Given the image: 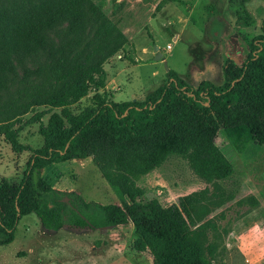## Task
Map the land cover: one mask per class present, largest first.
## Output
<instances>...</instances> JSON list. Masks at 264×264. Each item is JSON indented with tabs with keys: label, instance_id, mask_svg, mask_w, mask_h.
<instances>
[{
	"label": "trees",
	"instance_id": "16d2710c",
	"mask_svg": "<svg viewBox=\"0 0 264 264\" xmlns=\"http://www.w3.org/2000/svg\"><path fill=\"white\" fill-rule=\"evenodd\" d=\"M248 1H239L235 13L245 26L253 22ZM60 27L62 39L55 41L51 36ZM126 43L91 0H0V92L12 89L0 99V134L18 152L16 119L38 107L61 110L46 126L41 115L33 117L42 146L31 150L19 183L0 182V246L11 244L20 220L33 214L52 232L131 224L137 235L133 249L148 253L152 264H218L225 252L221 232L211 221L194 220L209 192H193L160 208L139 200L136 182L173 157L186 160L205 183L231 176L229 166L214 162L212 125L239 154L264 132V15L243 64L224 62L221 86L204 80L194 87L168 70L164 85L144 99L116 103L104 92L102 65ZM38 54L46 56L43 66L26 69L20 78L13 73V60L20 64ZM91 92L90 105L73 113L70 107ZM86 159L119 205L87 202L53 188L42 175L52 164Z\"/></svg>",
	"mask_w": 264,
	"mask_h": 264
},
{
	"label": "rangeland",
	"instance_id": "374dc122",
	"mask_svg": "<svg viewBox=\"0 0 264 264\" xmlns=\"http://www.w3.org/2000/svg\"><path fill=\"white\" fill-rule=\"evenodd\" d=\"M91 1L127 40L122 51L102 65L106 73L104 92L116 103L144 99L164 85L167 69L194 87L201 80L221 86L224 79L220 67L225 53L230 50L237 55L241 65L248 53V42L260 34L264 15V0L246 3L253 14L248 27L236 19L241 0ZM159 6L162 7L156 12ZM232 19L234 28L230 29ZM218 30L224 32L220 39L222 33L214 35ZM62 33L60 27L51 37L59 41ZM175 35H178L176 42ZM154 47L158 50L154 51ZM158 54H161L159 59ZM45 60L43 54L27 57L20 64L13 60V73L23 77L26 69L35 71ZM11 92L12 89L0 92V99ZM92 93L70 110L79 113L89 106ZM60 112V109L38 107L16 119L12 129L18 131L22 148L18 152L0 134V182L19 183L31 150L42 146L39 123H33V117L41 115L42 125L46 126L49 116ZM212 128L216 144L214 162L232 169L229 178L205 183L195 176L186 160L173 157L136 182L141 190L139 200L152 201L164 208L176 203L179 197L206 189L209 193L194 220L211 221L221 232L225 252L218 264H264V132L239 154L218 125ZM42 175L53 188L75 192L87 202L119 205L90 159L52 164ZM136 238L131 224L100 230L65 226L57 232L47 231L30 214L20 220L14 241L0 246V264H152L148 253L133 249Z\"/></svg>",
	"mask_w": 264,
	"mask_h": 264
},
{
	"label": "crops",
	"instance_id": "0c3cea01",
	"mask_svg": "<svg viewBox=\"0 0 264 264\" xmlns=\"http://www.w3.org/2000/svg\"><path fill=\"white\" fill-rule=\"evenodd\" d=\"M247 10H248L249 14L251 15V17H253V14H252V12H251L249 6H247ZM191 11H192V10H190L189 13H191ZM252 19H253V18H252ZM229 22H230V23H229V25H230L229 28H230V29H233V28H234V25H233V19H232V21H229ZM246 27H248V26H246ZM214 33H215V34H214L215 37H217L218 35H220V33H222V35L219 37V39L222 38V36L224 35V32H223L222 30H221V32H220L219 30H218V31H215ZM258 35H259V34H258ZM177 39H178V35H175V36L173 37V41L176 42ZM231 46H232V45H231ZM228 53H229L230 56H227V55H226V54H228ZM225 56H226V57L224 58V59H225L224 62H225V61L227 60V58H228V59L233 60L238 66H241V65L243 64V63H242L241 65H239V63L237 62V59H236V58H237V55H234L233 53H230V50H228V51L225 53ZM224 62H223V64H222V66L220 67V68H221V72H222V67H223V65H224ZM167 71H168V69H167ZM202 75H203V74L201 73L200 76H202ZM202 81H204V80H201L200 82H202ZM207 81H209V80H207ZM186 82H187V81H186ZM198 82H199V81H198ZM200 82H199V83H200ZM187 83H188V82H187ZM211 83H212V82H211ZM190 85H191V84H190ZM198 85H199V84H198ZM198 85H197V86H198ZM197 86H196V87H197ZM119 227H120V226H119Z\"/></svg>",
	"mask_w": 264,
	"mask_h": 264
},
{
	"label": "water",
	"instance_id": "95a60500",
	"mask_svg": "<svg viewBox=\"0 0 264 264\" xmlns=\"http://www.w3.org/2000/svg\"><path fill=\"white\" fill-rule=\"evenodd\" d=\"M158 50V48L157 47H154V51H157ZM161 57V54H158L157 56H156V58L157 59H159Z\"/></svg>",
	"mask_w": 264,
	"mask_h": 264
},
{
	"label": "built area",
	"instance_id": "2783aa9c",
	"mask_svg": "<svg viewBox=\"0 0 264 264\" xmlns=\"http://www.w3.org/2000/svg\"><path fill=\"white\" fill-rule=\"evenodd\" d=\"M167 48L169 49V48H170V46H167Z\"/></svg>",
	"mask_w": 264,
	"mask_h": 264
}]
</instances>
